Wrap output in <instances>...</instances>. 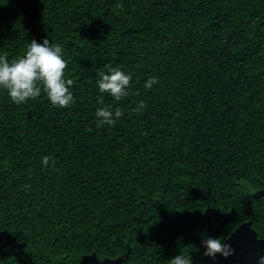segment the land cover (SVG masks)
<instances>
[{
	"label": "trees",
	"instance_id": "obj_1",
	"mask_svg": "<svg viewBox=\"0 0 264 264\" xmlns=\"http://www.w3.org/2000/svg\"><path fill=\"white\" fill-rule=\"evenodd\" d=\"M62 46L74 102L0 90V250L12 264L202 261L193 237L234 208L264 238V0H0V55ZM131 73L120 100L98 73ZM156 78L151 88L144 83ZM98 107H119L98 126ZM49 158L45 165L43 157Z\"/></svg>",
	"mask_w": 264,
	"mask_h": 264
},
{
	"label": "clouds",
	"instance_id": "obj_2",
	"mask_svg": "<svg viewBox=\"0 0 264 264\" xmlns=\"http://www.w3.org/2000/svg\"><path fill=\"white\" fill-rule=\"evenodd\" d=\"M62 46L50 41L47 37L42 42L32 39L22 57L9 61L0 55V90L5 91L15 104L27 103L46 95L53 106L64 108L74 102L73 92L70 90L71 79L65 78L66 61L63 57ZM96 81L99 92H107L115 100H120L127 94L132 75L120 67H111L107 73H98ZM156 78L150 77L144 83L145 88H151ZM122 116L119 107L114 110L109 107H98L95 117L98 126H113ZM49 158L43 157V163L48 164ZM203 246V256L216 260L217 256L225 259L234 254V249L226 240L213 238L206 232L198 233ZM169 264H193L192 258L180 252L169 259ZM257 264H264V255L258 257Z\"/></svg>",
	"mask_w": 264,
	"mask_h": 264
},
{
	"label": "water",
	"instance_id": "obj_3",
	"mask_svg": "<svg viewBox=\"0 0 264 264\" xmlns=\"http://www.w3.org/2000/svg\"><path fill=\"white\" fill-rule=\"evenodd\" d=\"M17 1L21 2L23 0ZM248 190V195L252 200L264 198V189L256 190L248 187ZM208 212L209 208L205 212L208 219L206 226L207 234L213 238L218 237L219 232L223 230L229 218L237 213V211L232 208L225 216L220 226L216 230H213L210 225ZM194 241L198 247L203 249L200 239L194 237ZM226 241L235 250L234 254L227 259L217 256L215 261L211 258H206L204 264H257L258 257L264 255V239L259 237L258 232L253 227L252 221L242 223ZM130 251V248L127 247V251L115 259L99 258L97 253L93 252L92 254L83 255L80 264H126L130 256Z\"/></svg>",
	"mask_w": 264,
	"mask_h": 264
},
{
	"label": "flooded vegetation",
	"instance_id": "obj_4",
	"mask_svg": "<svg viewBox=\"0 0 264 264\" xmlns=\"http://www.w3.org/2000/svg\"><path fill=\"white\" fill-rule=\"evenodd\" d=\"M251 199V198H250ZM262 199V198H261ZM252 200V199H251ZM260 200V199H259ZM252 201H258V200H252ZM232 209V208H231ZM231 211V210H230ZM229 211V212H230ZM228 212V213H229ZM227 213V214H228ZM236 215H237V213H236ZM224 220V219H223ZM247 221H251V220H244L242 223H244V222H247ZM253 222V221H252ZM241 223V224H242ZM240 224V225H241ZM239 225V226H240ZM220 226V225H219ZM218 226V227H219ZM238 226V227H239ZM218 227H216V228H213V230H216ZM238 227H236L235 229H237ZM253 227H254V223H253ZM255 228V227H254ZM235 229L233 230V231H231V233L225 238V239H223V240H227V238L235 231ZM256 230V229H255ZM222 231V230H221ZM206 233H207V230H206ZM220 233V232H219ZM259 234V233H258ZM218 236H219V234H218ZM259 237H260V235H259ZM194 238V237H193ZM261 238V237H260ZM198 239H200V238H198ZM262 239H264V238H262ZM198 247V246H197ZM198 249H199V251H200V253H201V257H202V261H200L198 264H204L205 263V260H206V258L203 256V249L202 248H200V247H198ZM125 252H123L122 254H124ZM122 254H120V255H122ZM119 255V256H120ZM11 255H10V252L9 251H7V252H5V251H1L0 250V264H12V262H11ZM105 258H109V257H105ZM117 258V257H116ZM110 259H115V258H110Z\"/></svg>",
	"mask_w": 264,
	"mask_h": 264
}]
</instances>
